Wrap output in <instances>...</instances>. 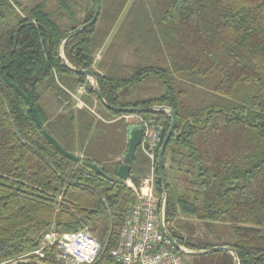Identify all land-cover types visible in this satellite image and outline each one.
Instances as JSON below:
<instances>
[{"label":"trees","instance_id":"obj_1","mask_svg":"<svg viewBox=\"0 0 264 264\" xmlns=\"http://www.w3.org/2000/svg\"><path fill=\"white\" fill-rule=\"evenodd\" d=\"M26 1L0 4V264H36L26 261L31 259L27 254L49 230H88L103 245L100 263L114 264L110 250L118 244L126 207L136 201L116 177L122 161L113 163L110 175L94 152L87 153L94 119L87 108H75L71 95L84 88L86 106L92 104L88 96H96L87 77L63 66L60 49L70 67L93 72L110 106H166L174 112L162 164L164 224L175 241L192 251L215 247L178 235L173 222L179 215L223 222L230 229L223 246L235 250L239 264H264V0H132L126 11L130 0H100L96 22L67 39L92 18L95 0H54L53 7L47 0L31 7L23 5ZM12 15L15 25L3 27ZM100 20L106 28L99 27ZM127 51L138 58L136 64L119 60V53ZM149 78L160 82L163 94L137 102L122 99L123 89ZM47 95L60 112H48ZM98 104L111 117L137 115L161 128L153 164L160 203L157 157L169 115L119 113ZM230 129L246 150L222 137ZM43 131L64 152H78L80 161L102 173L61 155ZM181 149L197 169L194 178L186 172L182 191L168 178ZM150 169L151 161L138 147L129 179L138 186ZM43 262L57 264L53 249Z\"/></svg>","mask_w":264,"mask_h":264},{"label":"built area","instance_id":"obj_2","mask_svg":"<svg viewBox=\"0 0 264 264\" xmlns=\"http://www.w3.org/2000/svg\"><path fill=\"white\" fill-rule=\"evenodd\" d=\"M84 92L80 88L76 95H71L79 108L84 107L80 100ZM133 118L143 126L141 149L152 167L138 186L125 181L136 201L126 207L118 244L109 255L114 264H184L159 227L161 206L155 195L153 164L154 150L161 142V128L149 126L138 116ZM49 249H53L57 264H102L103 245L88 230L64 234L49 230L42 235L39 247L27 254L31 259L26 261L49 264L43 262Z\"/></svg>","mask_w":264,"mask_h":264},{"label":"rangeland","instance_id":"obj_3","mask_svg":"<svg viewBox=\"0 0 264 264\" xmlns=\"http://www.w3.org/2000/svg\"><path fill=\"white\" fill-rule=\"evenodd\" d=\"M147 1V0H145ZM4 3V0H0V4ZM41 2V0H29L24 2V6H34L35 4ZM49 7H53L55 5L54 0H47ZM127 5L125 11L128 9L130 3ZM101 10V8H100ZM124 11V12H125ZM21 15H24L23 12L18 11ZM16 23L15 16H9L7 19L5 26H13ZM98 25L101 29L106 28V23L103 20L98 22ZM115 31V29H114ZM114 31L109 35L105 44L101 51L96 56V63L99 61L103 52L108 47V44L111 41ZM118 49V48H117ZM123 52V51H122ZM119 53V60L126 64H136L138 58L134 56L130 51ZM116 53H113L115 55ZM105 57V54H104ZM96 69V66H94ZM89 83L92 86V80L89 79ZM164 87L160 84L159 81L153 78H149L143 84L139 86H135L130 89H123L121 92L122 99L129 101V102H137L140 100H144L147 98H154L158 97L164 93ZM76 95V94H75ZM84 93L82 95L85 96ZM82 99V98H81ZM88 99L92 102L91 106H87V109L91 112V115L94 119V127L91 134V141L88 145L87 153L95 152L96 155L101 158L103 162L102 166L105 170L112 175L113 173V165L112 161L116 153H122L124 150V139L123 137L119 136V126L120 123L122 124L125 120H121L122 122L114 123L113 126H109L101 121V118L104 120H114L120 119L119 117H111L106 115L102 108L99 106L98 101L94 97H89ZM83 101V100H81ZM45 102L47 103V110L51 115H54L60 112V108L58 107L55 99L51 95H47L45 97ZM73 104L76 101H73ZM84 103V102H83ZM75 105V104H74ZM78 106H75L77 109ZM79 108V107H78ZM107 118V119H106ZM134 120V119H133ZM107 125V126H106ZM101 126L104 127L105 132L101 131ZM123 129V128H122ZM236 130H229L230 133H222V137L229 138V142L234 144L235 146H239L241 149L246 150L244 145L241 146V141H239V134L235 132ZM235 132V133H234ZM103 137V138H102ZM223 137V138H224ZM122 144V146H121ZM202 145V143H201ZM121 146V147H120ZM209 148L213 149L214 144L209 143ZM214 150V149H213ZM77 152V151H76ZM75 155H81L78 152ZM139 153H137V156ZM189 152L185 149H181V153L177 156V161L174 165V168L168 173V178L171 184L175 185L179 190L185 189L187 185V171L191 174V178H194L197 169H196V161L192 160L189 156ZM123 161V158H122ZM177 176V179L175 178ZM189 188V187H188ZM174 231L180 235L186 242L194 243L198 245L205 246V244H211L215 247L223 246V244H227L230 241V229L226 223L219 222V223H206L201 221L195 217H188L179 215L177 219L173 222ZM262 231L264 234V223L262 227ZM181 257L183 259L184 264H233L232 256L226 251L220 252H213L206 255H188L181 253Z\"/></svg>","mask_w":264,"mask_h":264},{"label":"water","instance_id":"obj_4","mask_svg":"<svg viewBox=\"0 0 264 264\" xmlns=\"http://www.w3.org/2000/svg\"><path fill=\"white\" fill-rule=\"evenodd\" d=\"M95 4H96L95 12H94L92 18L87 23L80 25V26L76 27L74 30L67 33V35L65 36V39L69 38L70 36L80 32L82 30L89 28L90 26H92L96 22L98 15L100 13V0H95ZM60 58H61L63 66L69 68L70 70H72L73 72H75L79 75H83V76L87 77L88 79L92 80L93 92H94L97 100L106 109L114 111V112L128 113V114H142V113L153 112V111L167 112V114L170 117V124H169L168 131L165 135V138H164V140L160 146V149L158 152V157H157L158 177H159V180L161 182V187H162V197L160 200L161 218H160L159 227H160L162 233L164 234V236L166 237V239L172 245V247L174 249H176L177 251H179L180 253L188 254V255H206V254H210L213 252L226 251L232 256L233 264H239V260L237 258L236 252L233 248L228 247V246H220V247H212V248L207 249V250H199V251L187 250L184 247L180 246L175 241L173 236L170 234V232L165 227V224H164V205H165V198H166V194H167V185H166L164 174H163L162 159H163V154H164L166 145H167V143H168V141H169V139H170V137L174 131L175 122H176V116H175L174 112L166 106H157V107H152V108H136V107L119 108V107L110 106L103 99L102 94H101L100 89H99L98 84H97L96 77L94 76V74L91 70H82V69L70 67L67 64V62H66V60H65V58L61 52V49H60ZM28 105H29L30 110L33 113L31 105L30 104H28ZM42 133L61 155H63L64 157L68 158L71 161L80 162L82 165H85L86 167H88L94 171H97L99 173H102L94 164L80 161L76 155L64 152L58 146V144L45 131H43ZM142 137H143L142 125L137 124V125H130L128 127L127 149L125 151L122 164L118 167V169L116 171V177L122 181H127L129 179L130 167L133 163L136 149L140 146V144L142 142Z\"/></svg>","mask_w":264,"mask_h":264},{"label":"crops","instance_id":"obj_5","mask_svg":"<svg viewBox=\"0 0 264 264\" xmlns=\"http://www.w3.org/2000/svg\"><path fill=\"white\" fill-rule=\"evenodd\" d=\"M107 115V114H106ZM132 115H126V116H121V117H119L120 119H114V120H104L103 118H101V121L103 122V123H105V124H107V125H109V126H113L114 125V123H119V122H122L121 120L123 119V120H125L126 119V121H124L122 124L120 123V126H119V136L121 137H123V139H124V150L122 151V153H120L119 154V152L118 153H116V155L114 156V159H113V161L111 162L112 163V165H113V163H116V162H118V161H122V158L124 157V154H125V151H126V149H127V138H128V128L126 127V125L128 126H130V125H137V123L135 122V120H133L134 118L133 117H131ZM107 119V118H106ZM106 125V126H107ZM123 128V129H122ZM100 130L101 131H103V132H105V130H104V127L103 126H101V128H100ZM106 133V132H105ZM107 134V133H106ZM103 138V137H102ZM121 146H122V144H121ZM120 146V147H121ZM94 157L97 159H99V156L98 155H96L95 154V152H94ZM101 159V158H100Z\"/></svg>","mask_w":264,"mask_h":264},{"label":"bare ground","instance_id":"obj_6","mask_svg":"<svg viewBox=\"0 0 264 264\" xmlns=\"http://www.w3.org/2000/svg\"><path fill=\"white\" fill-rule=\"evenodd\" d=\"M85 93V92H84ZM83 95V94H82ZM80 100H81V96H80ZM82 103H83V101H81ZM75 104V106H76V103H74ZM84 104V103H83ZM82 108H87V106L84 104V107H82ZM82 108H78L77 107V109H82ZM167 113V112H166ZM133 116H137V115H132L131 117H133ZM139 117V116H138ZM141 118V117H140ZM135 120V119H134ZM135 122L138 124V125H141L139 122H137L136 120H135ZM143 127V126H142ZM140 148H141V144H140V146H139ZM142 150V149H141ZM152 167V166H151ZM151 170V169H150ZM149 173H150V171H149ZM148 173V174H149ZM147 174V175H148ZM128 180H130V179H128ZM131 181V180H130ZM128 187V186H127Z\"/></svg>","mask_w":264,"mask_h":264}]
</instances>
